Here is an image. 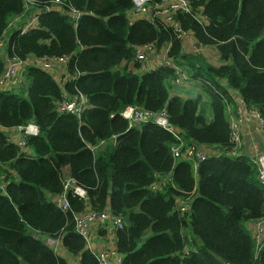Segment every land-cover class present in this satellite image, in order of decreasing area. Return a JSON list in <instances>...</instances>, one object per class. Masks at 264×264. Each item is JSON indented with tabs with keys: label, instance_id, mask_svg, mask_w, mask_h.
Masks as SVG:
<instances>
[{
	"label": "trees",
	"instance_id": "16d2710c",
	"mask_svg": "<svg viewBox=\"0 0 264 264\" xmlns=\"http://www.w3.org/2000/svg\"><path fill=\"white\" fill-rule=\"evenodd\" d=\"M34 1L26 11L25 0H0V40L16 17L42 10L39 29L10 32L7 53L30 64L20 89L0 91V128L34 123L40 130L27 138L34 159L0 130V179L7 183L0 195V264H69L43 237L60 239L80 264H99L76 232L75 215L108 210L125 221L116 233L122 264H264V248L247 227L264 219L259 169L247 157L223 156L195 170L175 162L172 148L180 142L172 134L153 122L130 128L120 115L128 106L167 110L186 145L231 149L228 88L264 121V0H192L193 15L174 16L199 46L215 48L219 66L201 53H184L175 30L161 22L131 25L133 0H64L50 12L53 0ZM71 9L83 13L77 25ZM148 44L158 50L171 44L170 56L208 95L211 121L201 108L203 95H173L174 70L140 72L134 48ZM60 58L68 59L74 78L64 88L32 64ZM5 67L0 49V78ZM78 94L89 101L82 117L60 113L65 95ZM102 141L105 148L98 147ZM65 175L88 194L84 200L70 193L67 213L49 198L63 193ZM165 178L171 181L162 191L154 189ZM188 197L191 210L183 214L179 202Z\"/></svg>",
	"mask_w": 264,
	"mask_h": 264
},
{
	"label": "built area",
	"instance_id": "2783aa9c",
	"mask_svg": "<svg viewBox=\"0 0 264 264\" xmlns=\"http://www.w3.org/2000/svg\"><path fill=\"white\" fill-rule=\"evenodd\" d=\"M26 2V11H29L33 6L37 5L34 0H25ZM64 4V0H53L50 7L45 11L50 12L55 10V8ZM42 11V10H41ZM41 11H37L30 16H27V20L23 25H14L11 23L10 31H20L22 35L28 34L34 30L39 29V15ZM72 17L75 20L77 25L80 19L83 17V13L71 9ZM186 13L193 15V6L192 0H133V8L131 10L132 15L129 17L130 24L134 25L138 21H146L152 25L161 22L168 28H173L177 34L178 39L182 42L183 52L188 54H199L201 53L204 47L198 45L197 41L194 38V35L191 32L183 31L181 27L174 21V16L179 13ZM197 21L202 24L207 22L206 18L202 15H196ZM13 28V29H11ZM8 33L5 34V36ZM4 36V38H5ZM0 40V49L3 55V58L6 62L5 72L0 78V91H10L12 85L22 84L23 78L22 73L27 65L30 62L23 61L16 54L10 55L5 52V40ZM171 44L166 47H163L161 50H158L155 44H148L144 46L135 47L136 62L146 63L149 61L150 57L154 56L156 61H159V67H166L172 69L176 72L178 76L175 84L177 86H186L192 82L191 78L188 75L186 69L177 65L174 58L170 56ZM33 65L40 67L50 73L54 72L56 67L59 64H63L65 68L68 66L67 58L60 59H51V60H34ZM18 77V79H17ZM89 101L83 94H78L74 97H67L59 104V112L62 114H69L81 118L83 113L88 109ZM255 115L258 116L259 123L264 129V121L259 116V112L253 109ZM228 113H231L228 103ZM125 120L129 122L130 128L141 127L148 122H153L159 127L163 128L170 134H172L180 144L172 148V153L175 162H186L191 163L195 170L198 169L201 162H205L212 158H221L223 156H231L235 158H245L247 157L258 169V180L262 186H264V151L252 155H245L244 153V140L241 128V120L233 119L230 120L231 123V145L232 148L228 150H223L220 148H212L204 145H199L192 143L186 145L183 136L179 133L169 121V114L167 110L155 114L150 111H147L143 108L136 106H128L121 114ZM231 118V116H230ZM17 131L19 132L16 140L13 142L9 139L11 143L20 148L22 153L28 159L36 158L34 153L27 146L28 137H37L40 134L39 127L34 123L26 127H19L14 129H2ZM9 138V137H8ZM113 142V141H112ZM108 145V142L102 141L98 145L100 148H105ZM98 147H90L92 151H95ZM165 179H161V182L154 186V189L162 191V188L168 183ZM171 181V180H170ZM64 191L58 195H51L52 202L64 213H67L71 210V205L68 199V195L73 193L75 196H78L81 199L88 200V194L84 187L80 186L77 181L65 175L64 180ZM6 185L4 182V177L0 179V195L6 194ZM191 197H188L185 200L179 202V209L181 213H187L191 210ZM104 226L110 225L116 231L121 230L125 227V221L120 216H115L112 213L105 212L103 214H98L95 212L87 211L82 214L75 215V228L76 232L82 239L85 241L87 249L90 250L95 257L97 258L99 264H122L123 257L116 253H111L108 251L95 252L92 247V234L91 229L93 226ZM255 234L254 237L257 240V243L260 245V249L264 248V219H261L255 222ZM49 245L55 252L59 249L61 245L60 239L54 240L48 238ZM191 252V249H187L184 252L185 256H188ZM117 260V261H116Z\"/></svg>",
	"mask_w": 264,
	"mask_h": 264
},
{
	"label": "crops",
	"instance_id": "0c3cea01",
	"mask_svg": "<svg viewBox=\"0 0 264 264\" xmlns=\"http://www.w3.org/2000/svg\"><path fill=\"white\" fill-rule=\"evenodd\" d=\"M129 17L132 15L131 11L128 13ZM27 16H21L16 17L12 24L16 25H23V23L27 20ZM26 19V20H25ZM13 29V28H11ZM13 32V31H9ZM5 52L7 53V49L9 48V43L11 40L10 34L6 35L5 38ZM201 54L206 57L207 61L214 65L219 66L221 65L220 62V56L218 52L215 50V48H203L201 51ZM136 61V58H135ZM139 63V62H138ZM142 68L140 72H150L156 70V68H159V61L155 59L154 56L150 57L149 61L146 63H140ZM126 63L123 64L122 67H125ZM130 69H132V64L130 65ZM54 75V78L58 81V83L64 88L66 83L74 79L72 76H70L68 72V66L65 68L63 64H59L54 72H52ZM192 80V79H191ZM221 85L226 86V81H221ZM20 88L23 86V81ZM201 87V83L199 81H193L190 82L186 86H180L182 88H185L186 90H183L182 93L174 92L173 95H179L184 98L194 97L195 92H192L193 90H199ZM17 87V83L15 85H12L10 88L11 90H15ZM18 88V89H20ZM230 96L233 99V102L229 104V109L231 110V113H229V121L233 119L241 120V128H242V134H243V140L245 143L244 146V153L245 155H252L259 152L264 151V129L260 125V121L258 119V116L255 115L253 112V109H249L244 104L241 96L234 91H231L229 88ZM200 91V90H199ZM201 92V91H200ZM68 97V95H67ZM203 101L206 102V98L203 96ZM211 103V102H210ZM231 116V118H230ZM6 135L9 137L11 141H15L19 132L17 131H10L6 130ZM31 150V149H30ZM166 182H170V179L166 178ZM51 198V197H49ZM111 213L109 210L107 211ZM248 229L252 231L253 234H255L256 226L255 223H249L247 225ZM117 231L111 227L110 225H104V226H93L91 229L92 234V247L95 252H103L108 251L111 253L117 254V238H116ZM60 253H58L62 258L67 260L69 264H80V259L78 257H75L71 255L63 246L62 244L59 246ZM118 255V254H117ZM121 256V255H120ZM117 261V260H116ZM116 264V263H114Z\"/></svg>",
	"mask_w": 264,
	"mask_h": 264
},
{
	"label": "rangeland",
	"instance_id": "374dc122",
	"mask_svg": "<svg viewBox=\"0 0 264 264\" xmlns=\"http://www.w3.org/2000/svg\"><path fill=\"white\" fill-rule=\"evenodd\" d=\"M9 34H10V33H8V35H9ZM17 79H18V77H17ZM20 86H21V85L17 84L16 89L20 88ZM197 87H198V85H197ZM198 88H199V87H198ZM173 90H174L175 92H177V93H182V91H183V90H186V89H185V88H182V87H180V86H177V85L175 84V87H173ZM199 90L202 91V88L200 87ZM199 90H193L192 92H195L194 96H196V97H197L198 95H203L204 98H206V102L203 101V99H202L201 108H202L203 111H205V115H206V118L208 119V121H211L212 118H213V116H212V111H211V103H210V99H209L208 95L204 94L203 92H200ZM18 91H19L21 94H23V95L25 94V89H24V90H17V92H18ZM173 94H174V93H173ZM43 238H44V240L48 243L49 239L46 238V237H43ZM56 252H57V253H60V249H58Z\"/></svg>",
	"mask_w": 264,
	"mask_h": 264
}]
</instances>
